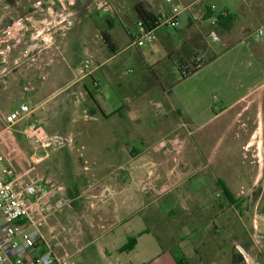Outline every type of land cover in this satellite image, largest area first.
I'll use <instances>...</instances> for the list:
<instances>
[{
  "label": "crops",
  "instance_id": "crops-1",
  "mask_svg": "<svg viewBox=\"0 0 264 264\" xmlns=\"http://www.w3.org/2000/svg\"><path fill=\"white\" fill-rule=\"evenodd\" d=\"M101 1L108 4V10L97 9L98 0H76L67 10L66 20L70 25L64 24L62 27L57 24L59 9L50 0H0V32L14 20L26 22L19 38L10 42L9 48L0 45V89L16 97V106L21 103L30 105L33 117L44 121L45 129L48 124V129H61L58 125L64 121L73 126L77 123L83 125V129H72V135H67L66 138L73 141L68 149L51 151L42 160L40 169H43L48 180L63 187V195L68 203L61 213L35 216L43 223L39 241L32 252H49L54 256L66 253L73 257L75 264H177V256L182 264H244L243 254H250L252 247L257 252L254 257L256 262L264 264V207L254 222L220 223L224 214L232 210L247 213L248 208L241 203L237 207L230 203L222 186L233 198L239 195H235V190L230 187L235 189L233 185L236 183L241 186L242 182L252 180L247 170L246 154L242 151L254 145L256 151L260 150L259 140L264 139L260 137L264 136V38L257 41L250 38L255 29L264 27V0L236 1V12H231V15H235V22L239 20L238 10L242 16L246 15L240 37L219 51L209 45L211 55L216 57L171 89L158 86L163 99V106L158 105L162 109L160 123L157 125V122L149 120L148 129H131L133 124L137 126L141 121L146 122L144 116L131 120L132 107L142 108L143 111L139 113L144 114V95L122 100L118 108L115 103L112 107L104 103L100 85L106 83L113 88L119 78L117 69H107V65L131 48V59L140 68L149 66L151 69L153 56L161 55L165 59L183 42L174 41L169 31L159 29L154 40L159 43V47L152 46L147 55L141 50L144 46L138 48L132 44V35L138 22L134 8L136 4L143 3L157 16L164 10L163 5H159L157 0ZM38 2H42V8L37 5ZM174 2L182 8L180 26L173 31L174 34L183 30V13L187 15L184 28L195 27L200 30L199 23L195 22L199 16L195 12L202 15L204 7H215L210 0H203L202 3L200 0ZM216 16L205 21L209 20V25L214 27L213 18ZM129 19L131 31L126 28L125 32L131 43L120 50L112 31L115 21L121 23ZM83 21L91 24L89 29H80L83 58L77 67L67 56L68 32ZM248 30L251 32L245 36ZM36 31L42 37L52 36L53 42L39 52L27 54L26 49L32 43ZM102 32L110 36L113 52L103 41ZM86 59L91 61L92 66L82 75L80 67ZM166 75L167 80L175 77L172 72ZM87 79L98 93V96L90 98L91 105L81 107L73 101L71 94H67L59 100L58 108L56 103L52 107L48 106L58 87H67L66 90L81 86L87 92ZM134 99L143 100L142 104L131 107L129 102ZM105 108L111 110L106 113ZM120 122L125 129H111ZM52 125L57 126L53 128ZM92 125L94 127L90 129ZM198 129H207V133L195 140ZM248 129H254L250 136L247 134ZM19 137L30 145L23 136ZM134 139L140 141L141 148H131ZM75 140L80 145V159L70 160V152L77 151ZM93 141L98 146L93 147ZM163 141L167 143L166 146H159ZM210 141L212 148L199 156L195 152L197 144L207 145ZM224 142L223 154H218L216 147ZM235 150H238L239 160L233 159ZM54 155H58V158L52 165L59 174L51 173L48 164ZM239 162L242 169L237 167ZM198 165L211 167L209 182L214 189L217 188L212 198L218 197L219 203L212 205L215 215L209 224L215 235H222L223 246L221 250L213 244L205 245L206 251H209L205 258L196 247L192 234V237H180L176 241L170 234L169 225L155 226L158 230L155 232L140 214L151 213L148 209L150 206L145 205L144 200L154 195L152 192L143 194L135 191L138 183L157 187L161 202L169 198L165 201L166 205H160L159 213H170L174 205L179 203L177 198H192L188 191L183 195H172V192L195 178ZM66 172H69L72 181L69 188L60 181ZM0 176L5 181L20 180V177ZM190 191L194 192L195 186ZM216 220L220 225H217ZM193 224L197 226L198 222L193 221ZM177 226L173 224V228L178 231ZM208 241H213V238ZM131 242L133 248L125 250L127 245L131 246ZM161 246H164V251ZM173 247L177 251L174 256L170 253Z\"/></svg>",
  "mask_w": 264,
  "mask_h": 264
},
{
  "label": "rangeland",
  "instance_id": "rangeland-1",
  "mask_svg": "<svg viewBox=\"0 0 264 264\" xmlns=\"http://www.w3.org/2000/svg\"><path fill=\"white\" fill-rule=\"evenodd\" d=\"M159 5H163V13L169 12V6L165 5L163 0H157ZM185 1H194V0H185ZM203 0H200V2ZM239 0H210L215 5V9L211 10V19L215 15L219 14H232L235 11L236 3ZM202 3V2H201ZM201 3L198 5L200 6ZM210 5V4H209ZM202 8V7H200ZM209 8V7H208ZM202 15H199L196 11V15L199 17L197 18V21L200 25V30H196L195 27L192 28H184L187 25V15L182 14L181 16V26L183 27V30H181L179 33L174 34L173 31H169V33L173 36L174 41L176 42H186L188 43L189 47L194 49L193 45L195 41H198V45L200 46L199 49L195 50L193 52L194 54V62L203 63V61L208 60L211 56V51L209 49V45L215 50L219 51L224 46H227L233 42H235L239 37L241 33V27L243 25V22L246 18V15L243 14L240 10H238L239 20H237L232 25L230 30H223L220 27L211 26L209 25L210 21L206 22L204 19V14L207 10V8L204 7L202 9ZM200 11V10H199ZM232 12V13H231ZM236 19V18H235ZM191 21V20H189ZM65 24V23H64ZM91 22L83 21L81 24L77 23L74 27L70 29L68 32V39H69V47H68V53L67 56L70 59V62L75 65L79 66V63L81 62L83 58V53L80 49V29H89ZM204 26V27H203ZM82 27V28H81ZM128 28L129 31H131V19L128 20V22L121 23L115 21V27L112 31V35L117 42V45L119 46L120 50H124L127 48V46L130 45L131 41L128 37L127 33L125 32V29ZM65 30V29H64ZM91 30V29H90ZM214 32L217 35L218 41H212V39L209 38L210 32ZM245 36L251 32V30L247 31ZM189 35V37H188ZM200 35V36H199ZM199 36V37H198ZM203 36V37H202ZM196 38H199L196 40ZM204 38V39H203ZM154 45H146L143 48H141L142 51H144L147 55L150 53V48L153 47H159V43L157 41L153 42ZM206 45V46H205ZM207 50V51H206ZM205 52V53H204ZM153 61L151 62V69H149V66H145V68L142 69L140 66H138L132 59H131V48L126 50V52H123L120 54L116 59H114L113 62L107 65V69H117V75L118 78V84H116L113 88H111L109 85L101 84L100 90L101 94L103 96V101L105 104H107L108 107H112L113 103L115 105L121 106L122 100L125 99H133V96H139L144 95L146 99L145 102L142 104L143 100H135L130 101L129 104L134 106L135 104H142L145 105V112L144 114L139 113L140 111H143L142 108L140 109H134L131 108V120L139 119L140 116L147 122L141 121L139 125L136 126V124H133L131 129H148V121H153V123L157 122V125H159L160 120L159 116L162 112V109H159L158 105L163 106V99L160 96L159 88L156 85L155 78L153 79V73H155L158 77H160L162 83L165 82L164 86H168L171 84V82L178 77V69L181 67V64L179 61L176 60L177 68H173L170 70H167L164 64V56L163 58L161 55H155L153 56ZM189 61V59H187ZM172 68V66H169ZM168 68V67H167ZM165 70V71H164ZM160 71L164 76H161ZM164 72V73H163ZM167 72H172L175 77H169L168 80L165 78L167 76ZM86 86L88 89V93L86 91H83L82 87H70L65 90L67 87H58V89H55V94L52 97V100L48 104L49 107H52L54 103H56V108H58L57 104L60 102L59 100L61 97L67 94H71L73 101L78 102V105L81 107H84V105L89 106L91 105L90 98L98 96L96 92V87H93L90 80H86ZM85 92V93H84ZM73 93V94H72ZM16 97L10 96L8 93L2 92L0 89V175L5 174V176L9 177H20V180L17 181V183H13L15 186L16 184L24 185L26 183L31 182L35 179H47V176L44 175L43 169H40L43 162L41 161L38 164H33L30 161V156L32 154L31 146L26 144L18 134L15 132H12L10 130H7L3 124L4 117L6 113L14 108L17 104V101H15ZM137 99V98H136ZM47 106V107H48ZM115 108V107H114ZM58 109H56L57 112ZM82 110V108H81ZM109 110L105 108V112L108 113ZM59 113V112H57ZM141 114V115H140ZM40 123L44 125V121H42L39 117H35ZM56 119V118H55ZM126 121V120H125ZM123 122V121H122ZM133 123V122H131ZM49 125V124H48ZM48 125L46 126V130L48 133L51 134H58L60 136H64L65 138L67 135H72L71 130L72 129H83V125H80V123H77L75 126L70 125L69 122L64 121L60 122L58 127L61 129H48ZM57 125H52L53 128H55ZM136 126V127H135ZM94 125L90 127L92 129ZM158 128V127H157ZM94 129V128H93ZM111 129H125L123 127V124L120 122L119 124H115L114 127ZM158 129H164L163 127H160ZM254 129H248V136L251 135L252 131ZM207 133V129H198V132L195 134V140L201 139L205 134ZM264 137V136H260ZM74 138V137H73ZM260 150H255V145L252 148H249L246 151H242L243 154H246V161L248 162L247 170L249 172V176L252 177V180H249L247 183L241 184L239 186V183H236V185H233L235 189L230 187L232 190H235L236 196L234 199L237 203H241L243 206H246L247 213L241 214V212H237L232 210L231 212H227L224 214L223 219L220 221L223 222H243V223H251L254 222L255 217L259 215L260 211L262 210V207H264V139H260ZM224 143H220L217 147V153H221L224 150ZM79 143L77 140H75V147L77 148V151L72 150L70 152L69 158L70 160H74V158L79 160V155L81 153V149L79 148ZM93 147H96V141H93L92 143ZM213 144L211 141L207 145H201L200 142L197 144V149L195 152H197L200 155H204L208 148H212ZM131 148L139 149L141 148V143L139 140L134 139L131 141ZM68 149V147L63 148L61 151H65ZM211 150V149H210ZM234 158L235 160H239L238 150L234 151ZM50 154V153H49ZM48 154V155H49ZM258 154V155H257ZM244 156V155H243ZM58 158V155H54L49 159L48 164L50 165V171L51 173L59 174L57 169H54L52 163L54 160ZM239 169H242L240 166V162L237 166ZM241 167V168H240ZM198 173L196 174L195 178L191 179L190 181H186L185 183L181 184L175 192H172V195H178V194H185L190 192L192 194V198H177V203L174 205L173 209L170 213L163 214L159 213L158 208L163 203L166 205V199H169L166 197L161 200L159 199V190L157 187L153 186L152 184L149 185L148 183H138L137 188L135 191H140V193H150L152 192L154 196H151L149 200H144L145 205H149L148 209L151 211V213H140L142 217H145L148 221L149 226L155 230L156 227H163L166 225H169L171 227V235L174 238V240H179L180 237L189 238L192 237L193 241L196 243V247L199 248L200 254L203 256V258L207 257V253L209 254V251H206L205 245L210 246L209 244L215 245V248L222 250L221 245V237L222 235H215V232H213L212 227L210 226L209 222L212 221V218L214 217V210L212 211V205L216 203L217 205L219 203V198L214 196L215 193H217V188L214 189L212 187L211 181V174L210 170L211 167L204 166V165H198L197 166ZM22 175V176H19ZM61 184L68 188L72 185V181L69 179V172H66V176L60 177ZM151 186L153 188H151ZM195 186V191L191 192L190 188ZM155 190V191H154ZM154 191V192H153ZM173 191V190H172ZM172 203H174L173 199L171 200ZM193 221H197L198 225L195 226L193 224ZM219 222V221H218ZM216 220L217 225H220ZM173 224H177L179 230H175L173 228ZM209 224V225H208ZM201 229L200 231H197L196 229ZM196 233V235H193V233ZM252 232H255V229L252 230ZM197 233L199 235L197 236ZM192 234V236H191ZM196 237V238H195ZM213 241H208L209 239H212ZM200 245L198 246V244ZM210 248V247H209ZM212 249V248H211ZM252 250V247H251ZM250 250V254L247 253V259L252 262L253 264L256 263L255 256H257L256 250ZM246 255V254H245ZM59 259L65 258V257H71V255H66V253H63L59 256H55ZM244 264L246 262L244 261Z\"/></svg>",
  "mask_w": 264,
  "mask_h": 264
},
{
  "label": "built area",
  "instance_id": "built-area-1",
  "mask_svg": "<svg viewBox=\"0 0 264 264\" xmlns=\"http://www.w3.org/2000/svg\"><path fill=\"white\" fill-rule=\"evenodd\" d=\"M59 9L57 24L70 25L66 20L67 10L76 0H50ZM169 6V12L157 15L156 28L148 29L141 22L136 23V31L132 35V44L135 47L150 45L156 38L159 29L176 31L179 29V16L182 8L174 0H163ZM37 5L42 8V2ZM97 9L108 10V4L98 0ZM211 6V10L214 9ZM25 21L18 19L12 21L0 32V45H6L19 38L20 31L25 28ZM216 25V17L213 18ZM212 41H218L217 35L212 31L209 34ZM250 38L254 41L264 38V27L255 29ZM52 36H41L36 31L32 43L27 47L26 53L39 52L48 44H52ZM91 61L84 60L80 73L84 75L91 68ZM7 130L23 136L31 145L32 154L30 161L38 164L44 160L51 151H56L70 146L73 141L58 134H49L45 126L33 117V109L26 103H21L8 112L3 120ZM166 142L159 143L165 147ZM175 144V142H173ZM17 181H5L0 176V264H75L73 257L57 258L49 252L34 254L42 227V220L38 216L58 214L67 205L64 189L48 179H35L24 185L16 184ZM35 216H37L35 218ZM246 264H253L243 254ZM255 264H260L256 262Z\"/></svg>",
  "mask_w": 264,
  "mask_h": 264
},
{
  "label": "trees",
  "instance_id": "trees-1",
  "mask_svg": "<svg viewBox=\"0 0 264 264\" xmlns=\"http://www.w3.org/2000/svg\"><path fill=\"white\" fill-rule=\"evenodd\" d=\"M135 12H136V16H137V20L138 22H141L146 28L148 29H154L156 28V23H157V16L153 13H151L145 4L143 3H138L135 5ZM211 9L207 8L205 14H204V19H209L211 17ZM235 20V15H230V14H219L216 16V25L218 27H220L223 30H230V28L232 27L233 23ZM200 36V35H199ZM198 36V37H199ZM101 37L103 39V41L105 42V44L109 47L110 51H114V46L111 42L110 36L107 33H101ZM203 37V36H202ZM199 38H196V40ZM204 39V38H203ZM206 46V45H205ZM194 49L190 48L188 43H182L181 46L179 48L174 49L173 51H171L166 58L164 59V64L167 70L173 69V68H177V61H179V63L181 64V67L178 69V78L174 79L170 85L168 86H164V82L162 83L160 77H158L155 73H153V79L155 78L156 80V84L157 86H159L161 89L165 88V89H171L176 83L180 82L181 80L187 78L188 76L192 75L193 73H195L197 70H199L202 66H204L206 63H208L209 61L213 60L216 55H211L210 58L208 60L203 61V63H198V62H194V54L193 52L197 49H199V45H198V41L194 42L193 45ZM207 51V50H206ZM205 53V52H204ZM187 59H189V61H187ZM169 66H172V68H170ZM168 67V68H167ZM165 71V70H164ZM164 73V72H163ZM169 73V72H168ZM161 76H164L162 74V72L160 71ZM222 186V184H221ZM225 194L229 197V201L233 206H239V203H237L231 195L228 192V190L222 186ZM133 243L131 242V246L125 247V250H129L133 248ZM161 248L163 249V251L165 250L164 246H161ZM176 247H173V249L170 250V253L174 256L177 251H175ZM175 261L177 262V264H182V261L178 258V256L175 258Z\"/></svg>",
  "mask_w": 264,
  "mask_h": 264
}]
</instances>
